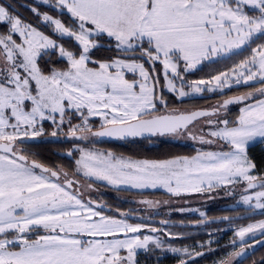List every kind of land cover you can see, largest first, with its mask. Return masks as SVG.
Wrapping results in <instances>:
<instances>
[{
	"label": "snow or ice",
	"instance_id": "1",
	"mask_svg": "<svg viewBox=\"0 0 264 264\" xmlns=\"http://www.w3.org/2000/svg\"><path fill=\"white\" fill-rule=\"evenodd\" d=\"M55 6L70 14L71 23L46 13L43 22L54 26L60 38L74 40L78 51L23 23L10 6L0 5V25L7 28L0 32V264H139L138 250L149 251L151 245L163 248L159 238L141 235L146 225L104 215L93 201H85L81 187H74L79 181L69 178L67 171L29 162L18 149L23 138L44 135L43 121L55 124L58 115L57 126H62L70 110L81 123L72 126L69 121L67 135L78 139L89 134L120 140L191 135L189 126L205 117L209 118L206 135L213 139L204 134L192 138L208 144L222 140L232 149L163 160H133L111 151L80 149L73 176L82 173L93 183L133 189H165L174 196L244 181L245 192L259 190L244 195L243 203L264 210V177L252 174L256 165L246 153L249 141L264 138V99L241 108L235 121L211 119L230 104L254 99L257 93L264 97V43L233 69L237 83L258 80L261 87L211 110L160 114L159 79L154 75L155 65L161 64L168 90L180 97L189 95L175 83L181 62L187 71L222 51L264 41V0H56ZM248 8L258 14L250 15ZM31 10L40 15L36 8ZM113 44L124 58H92L93 50ZM145 64L152 66V72ZM126 73L140 79L130 81ZM227 78L221 73L194 82L191 88L199 93L204 85L213 91V82L223 87ZM159 102L166 106L162 96ZM93 116L101 118L100 130L93 131L89 123ZM141 203L153 205L147 200ZM257 230L264 235V221L240 228L236 232L240 250L220 264H242L248 247L245 236Z\"/></svg>",
	"mask_w": 264,
	"mask_h": 264
},
{
	"label": "trees",
	"instance_id": "2",
	"mask_svg": "<svg viewBox=\"0 0 264 264\" xmlns=\"http://www.w3.org/2000/svg\"><path fill=\"white\" fill-rule=\"evenodd\" d=\"M53 1V0H52ZM0 4L3 6H10V10L18 15L22 20L36 27L44 34L55 39L59 43H62L66 48L78 51V45L74 40L68 38H60L59 34L56 33L51 25L45 24L42 20L41 15H37L31 9L35 7L39 12L51 14L54 17L59 18L66 25L71 23L70 14L65 10L55 6L54 4H45L37 2L34 0H0ZM249 14L257 15L251 8L246 9ZM2 30L7 31L4 25H0ZM264 43V41H257L256 44H249L244 49L232 53L228 56L220 57L215 60H206L202 64L193 70L185 71L183 62L180 64V72L187 81H195L201 79H209L222 72L229 71L233 69L236 65L240 64L243 60L247 59L251 54V49L256 47L257 44ZM128 55H132L129 53ZM124 58L125 54L118 52L114 44L112 46H105L99 50H93L92 58L94 60H109L115 58ZM49 57L45 56L44 60H48ZM53 60L56 57H52ZM43 64L44 61H41ZM146 67L152 72V66L150 64H145ZM58 67H64V64H58ZM94 66V65H92ZM162 65L157 63L155 65V73L159 79L158 87V97H163L166 106L161 105L158 102L159 111H169V112H179V111H189L196 108H210L213 104L217 105L223 100L234 96L236 93H245L246 91L256 90L261 87L260 83L241 85L231 87L223 92H214L213 94H205L201 96L178 99L174 94L168 92L164 88V81L161 76ZM258 95L256 98H260ZM248 101V100H245ZM244 101V102H245ZM240 103H235L233 105H238ZM221 106V105H220ZM239 109H233L231 111L232 117L236 118L239 115ZM81 118L78 114H73V110L69 111L65 116L63 132H69L70 124L72 126L77 125ZM93 123V130L101 127L97 118L89 119ZM47 130H52L55 124H51L49 121L44 123ZM60 128V127H59ZM62 131L57 132V136L53 137L50 133H45L42 138H38L39 141L24 142L23 145L26 150L23 152L28 157L36 159L45 165L57 170V171H67L70 178L73 177V173L76 169V160L79 157V149H72L75 143H83V141H72L60 140L62 137L60 134ZM80 136V135H78ZM97 145H100L108 150L113 151L116 154L122 156H127L135 159H148V160H163L170 159L173 157L180 156H193L197 154L202 147L189 143V142H176L166 140L162 137H151V138H134L127 140H99L96 141ZM19 143V142H18ZM80 145V144H79ZM248 157L255 163V170L259 172V175L264 173V147L262 141H259L248 147ZM71 153V155H69ZM61 169V170H59ZM61 176L64 179L63 173ZM75 179V178H74ZM82 185V184H81ZM129 194L135 195H151L159 196L163 195L159 191H145V192H135L127 190ZM107 204L112 207L113 213L117 208H122L126 211L131 205L127 202L117 203L114 197L107 198ZM207 218L200 219L196 214H188L185 216H180L178 214L174 215L172 218V223L170 227L175 232L184 233L183 236H174L171 239H166L177 242L181 245H194L200 241L201 245L197 248L199 253L202 255L196 258H191L190 255H185L181 257L180 255L165 254L162 249H156L151 246L149 251H143L139 253L137 259L139 264H180L181 260H184L186 264H213L220 257L227 254L228 250L233 246V241L237 239L234 230L237 227L245 225L249 221L264 218V211L253 212L251 208H246L244 206L236 207H226L221 205H215L207 209ZM228 217L227 220L223 219ZM130 218V217H129ZM134 220V219H132ZM261 238H264L262 236ZM264 262V240L255 249L250 251L243 258L242 264H262Z\"/></svg>",
	"mask_w": 264,
	"mask_h": 264
},
{
	"label": "rangeland",
	"instance_id": "3",
	"mask_svg": "<svg viewBox=\"0 0 264 264\" xmlns=\"http://www.w3.org/2000/svg\"><path fill=\"white\" fill-rule=\"evenodd\" d=\"M34 1L43 3V0H34ZM54 3H56V0H53V1L49 0L48 4H54ZM0 5H2V4H0ZM32 8H35V7H32ZM38 13L41 15V17H43V14H45V13L39 12V11H38ZM46 14H48V13H46ZM14 15H16V14H14ZM48 15H51V14H48ZM250 15H253V14H250ZM54 18L59 19L57 17H54ZM22 22L25 24H29V23L25 22L24 20H22ZM52 28L54 30V26H52ZM0 32H6V31L2 30V27L0 26ZM14 38L18 39V37H14ZM53 40H55V39H53ZM248 45H245L241 48H234L230 52H223L222 51L216 55H213L212 57H210L209 59H206V60H208V61L209 60H215V59L220 58V57L228 56L232 53H235L237 51L244 49ZM136 55H139V54L137 53ZM251 55H252V49H251V54L249 55V57ZM119 58H121V57H119ZM206 60H203V61H206ZM203 61L198 63L195 68H198L202 64ZM89 66L93 67L92 65H89ZM183 66H184V64H183ZM235 67L233 69H235ZM145 68L150 72V70L146 67V65H145ZM195 68H193V69H195ZM193 69H189L188 71L193 70ZM233 69H231L229 71L222 72V73L228 74L227 83L224 84L223 87H217L215 85V83L213 82V84L211 85V87L214 89L213 91H208L207 90L208 86L202 85V87H204L205 90L202 92H199V93L193 92L191 85L197 81L211 80L212 77L209 79H201V80H195V81L189 82L185 79V77H183L182 73L180 72V77L175 78V83H176V86L178 89L182 88L185 92L189 93V95H187L185 97H180L176 92H171L168 90V88L166 86V80L164 77L163 66L161 68V76H162V79L164 81L165 90L174 94L178 99H186V98L201 96V95L205 94V91H206V94H213L214 92H223V91L228 90L231 87H235V86H241V85L246 86V85H250V84L259 83L258 80L257 81H249L247 84H245L242 80L240 83H237L236 81L238 78V73H234ZM179 71H180V69H179ZM169 75L171 76L170 71H169ZM126 78L130 81L140 79L138 74L134 75L133 73H126ZM254 91L255 90L246 91L245 93H236L235 95L242 94L243 96H245L249 92H254ZM156 95H157V106H158L159 97H158V87L157 86H156ZM258 95L259 94L257 93L256 97ZM260 99H264V97H260V98H256V99L255 98L250 99V100L242 102L238 105L230 104L227 106V109H221V111L219 113V117L213 116V117H211V119L216 120L218 118H227L230 121H235L236 118L240 115V113H239V115H237L236 118H233L232 114H231V111H233V109L238 108L239 112H240L241 108H244L246 105H249V104H255ZM221 103L222 102H220L217 105V107H219L221 105ZM214 106H216V105L213 104L211 107H214ZM158 108H159V106H158ZM167 112H169V111H167ZM167 112H165V111L160 112L159 111L160 114L161 113H167ZM172 113H175V112H172ZM92 118H97L99 124H101V118L99 116H93ZM89 119H91V117ZM207 119H209V118L200 119L194 123V126L191 125L189 127L191 129V135L185 133V134L177 135V136H164L162 138H164L166 140H170V141L189 142V143L198 145V146L203 148V150H200L199 152H201V151L202 152H228V151H231L232 150L231 147L222 140H216L214 143L208 144V143H201L198 138L197 139L192 138V135L199 137L201 134H204L206 139H213V138L208 137L206 135L208 130H209L208 126L206 125ZM46 121H49L51 124H54L51 120H46ZM46 121L42 122V125L44 128V134L45 133L51 134L53 131H56V132L62 131V133L60 134L62 136L60 138V140L65 141V140L70 139V140L76 141V142L83 141V143H75V145L72 147L73 150L79 149V157L77 158V160L81 156L80 149H84L86 151H99V152L111 151V150H108V149L96 144L97 143L96 141H98L99 137H94V136H91L89 134L86 139H78L77 137H72V136L67 135L68 132H63L64 127L60 126V128H59L57 126L59 124V116L58 115H57V122L55 123V126H53L54 128H52L51 131L47 130L46 126L44 125V123ZM80 123H81V120L78 121V124H80ZM89 123L93 127V123L91 122V120H89ZM99 128L100 127H98V129ZM78 135H83V134L78 133ZM28 138H33V137H28ZM35 138H42V137L40 136V137H35ZM23 139H27V138H23ZM259 141H262L263 147H264V138L255 137L253 140L249 141V143L246 146L247 156H248V152H247L248 147L259 142ZM17 147L22 153L26 150V147L23 145V143H18ZM111 152H113V151H111ZM114 154L117 156H122L120 154H116V153H114ZM196 155L197 154H195L193 156H196ZM193 156H189V157H193ZM122 157L130 158L127 156H122ZM180 157H188V156H180ZM130 159L144 160V159H135V158H130ZM76 168H77V166H76ZM59 170H61V169H59ZM37 171H39V170H37ZM252 174L256 175L258 177H264V173H263V175H259V172H257L255 169L253 170ZM74 178L77 179L82 184V185H80V187H81V190L84 192V200L85 201H87L86 198L89 197L92 200H96V201H100V202L105 203L107 198L111 196V197H114V200L117 203L127 202L128 205H131L130 208L126 211H123L122 208H117L113 213L100 210L99 208H97L95 206H93V207L96 208L98 211H101L104 215H110V216H113L117 219H127V222L132 223V224L146 225V227L142 229L141 235H151V236L159 238L163 243V248H161V249L164 251V253L166 255L167 254H173V255H180L181 257H183L185 255L191 254V258H196L197 256H199V255H196V253H199L197 251V248H199V245H201L200 241H198L196 246H194V245H181V244H177V242L168 240L174 236L181 237L184 235V233L175 232L174 230H172V227L168 226V225H170V223H172V221H171V220H173L172 217L176 214H178L180 216H185L188 214H196L200 217V219H205V218H207V213H206L207 209H209L210 207L215 206V205H221V206H226V207H228V206H230V207L244 206L246 208H251L253 210V212L264 211L261 209H256L254 206L250 207L249 205H246L243 203L242 197L244 195H249L251 193V191L259 190V189H255V190H249V192H245L246 182H244V181H241V182L235 183V184L222 185V186H219V187H216L213 189L206 190V191L201 192V193L192 192V193H184V194H181L180 196H174V195L168 193L165 189H143V190H141V189H133V188H130L129 186H126V185L112 186V185H108L106 182H103V181H95L93 183L92 180H89V178L84 177L82 175V173L79 174L78 176H74ZM61 181H63V180H61ZM89 183H92L91 188L87 187V185ZM127 190H131V191H135V192L159 191V192H162L163 195H159V196L135 195V194L131 195V194H129V192H127ZM145 200L152 201L153 205L149 206L147 204L141 203V201H145ZM253 204H254V202H253ZM121 213H126L127 216L126 217L121 216ZM132 219H134V220H132ZM261 221H264V218L249 221L245 225L237 227L234 230V234H236V232L242 227H246L249 224H257ZM153 227L157 228L159 231H157L155 233L151 232L150 229ZM166 236L168 237V239H166L167 238ZM262 236H264V235H262L260 233V231H258V230L254 234L249 233L245 236V241L248 245V247H246V254H248L250 251L255 249L257 246H259L263 242L264 238H261ZM241 243L242 242L240 241L239 237H237V239L235 240V244H233V246L228 250L227 254H225L223 257H220L213 264H220V261L225 260L226 258H230L231 253L240 250ZM151 246L154 247V245H151ZM172 248L181 249V251L180 252H173V251H171ZM184 249H187L188 252L185 253L183 251ZM143 251H145V250H138V255H139V253H141ZM208 264H211V263H208ZM234 264H235V261H234Z\"/></svg>",
	"mask_w": 264,
	"mask_h": 264
},
{
	"label": "water",
	"instance_id": "4",
	"mask_svg": "<svg viewBox=\"0 0 264 264\" xmlns=\"http://www.w3.org/2000/svg\"><path fill=\"white\" fill-rule=\"evenodd\" d=\"M239 96H243V95H242V94H238V95H235V96L229 97V98H227V99H225V100H228V99H230V98L239 97ZM225 100L222 101L221 105L223 104V102H224ZM244 101H245V100H244ZM244 101H242V102H244ZM242 102H240V103H242ZM233 104H235V103H233ZM214 108H217V107H210V108H202V107H200V108H196V109H193V110H190V111H179V112H175V113L167 112V113H161V114H174V115L188 114V113H191V112H194V111H199V110H211V109H214ZM203 118H205V117L199 118L198 120L203 119ZM198 120H197V121H198ZM195 122H196V121H195ZM195 122H194V123H195ZM190 126H191V125H190ZM190 126H189V127H190ZM98 130H100V128H99ZM95 131H96V130H95ZM192 136H193V135H192ZM134 138H141V137H134ZM134 138H133V137H129V138H126V139H123V140L134 139ZM99 139H100V140H110V141L120 140V139H116V138H112V137H99ZM141 139H142V138H141ZM36 140H38V139H37V138H27V139H23V143H24V142L36 141ZM22 154L25 155V156L28 158V161H29V162L35 160V161H37V162L43 164L45 167L50 168V169H52V170H55V169H53V168H51V167L45 165L44 163H42V162H40V161H38V160H36V159H33V158L28 157V156H27L26 154H24V153H22ZM56 171H57V170H56ZM62 178H63V177L60 175V180H62ZM71 179H74V178L71 177ZM63 180H64V179H63ZM74 187H79V184H78V185H75ZM86 199H87V201H88V200L93 201V202H94V203H93V206L99 208L100 210H103V211H106V212H111V211H112V207H111L110 205L104 203V202H100V201L92 200V199L89 198V197H87Z\"/></svg>",
	"mask_w": 264,
	"mask_h": 264
},
{
	"label": "flooded vegetation",
	"instance_id": "5",
	"mask_svg": "<svg viewBox=\"0 0 264 264\" xmlns=\"http://www.w3.org/2000/svg\"><path fill=\"white\" fill-rule=\"evenodd\" d=\"M95 130H98V129H95ZM95 130H93V131H95ZM38 139V138H37ZM36 141H39V139L38 140H36ZM69 178H70V176H69ZM80 185H81V183L79 182V187H80ZM105 203L107 204V202L105 201Z\"/></svg>",
	"mask_w": 264,
	"mask_h": 264
}]
</instances>
